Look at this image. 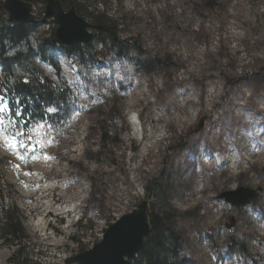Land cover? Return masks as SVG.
<instances>
[{
  "label": "rangeland",
  "instance_id": "rangeland-1",
  "mask_svg": "<svg viewBox=\"0 0 264 264\" xmlns=\"http://www.w3.org/2000/svg\"><path fill=\"white\" fill-rule=\"evenodd\" d=\"M74 6L91 26L95 17L109 20L116 43L134 50L122 59L109 51L110 43L103 47L94 38L90 43L104 62L82 68L59 48L52 51L74 93L72 113L79 115L73 119L71 113L52 132L55 143L44 152L53 159L40 155L19 173L14 167L19 161L0 136V203L21 212L28 237L22 253L17 247L0 249V264H74V257L93 249L110 225L143 201L155 213L170 210L186 264H264V158L246 152L242 164L224 165L216 158L212 167L208 159L203 165L217 175L206 176L199 195L196 188L205 177L195 175L204 160L203 140L218 138L211 125L217 118L221 131H229L230 146L242 132L255 146L264 112L252 116L246 132L231 120L252 114L261 102L264 0H76ZM48 25L40 26L39 38L54 33L55 26ZM89 32L98 36L97 29ZM153 60L158 65L149 64ZM42 63L36 61L41 73L55 80L54 70ZM246 88L254 96L243 111H234L232 94ZM238 97L234 102L243 104L244 93ZM132 119L141 125L143 140ZM246 190H259L257 200L236 209L230 201ZM70 203L73 213H67Z\"/></svg>",
  "mask_w": 264,
  "mask_h": 264
},
{
  "label": "trees",
  "instance_id": "trees-1",
  "mask_svg": "<svg viewBox=\"0 0 264 264\" xmlns=\"http://www.w3.org/2000/svg\"><path fill=\"white\" fill-rule=\"evenodd\" d=\"M0 0V95L5 96L14 107L15 101L24 99L25 104L20 105L24 110V117L30 119V115L36 121L44 115L42 109L48 106L58 107L59 111L50 114L47 119L56 127L52 132L61 130L70 117L74 106L75 97L60 72L55 54L52 51L56 45L53 33L48 39L39 38L40 26L36 24H18L8 26L2 10ZM63 7L74 6L76 0H59ZM46 0H30L38 13L43 11ZM95 17L93 28L97 29L98 36L94 42H99L103 47L110 43V52L119 58H129L133 48L129 43L118 44L113 37L116 30L111 27V22L106 18ZM35 37V39H33ZM37 42L33 46L32 41ZM93 44H74L60 49L68 56L73 55L82 67L97 65L104 61ZM50 53H49V52ZM35 53V55H33ZM139 60V57L136 58ZM36 61L50 65L55 71V80H50L38 69ZM153 60L151 65H158ZM143 67V64L135 65ZM29 83L25 84L24 81ZM11 115V113H9ZM126 131V129H125ZM108 133V131H107ZM162 187L157 188L158 193ZM169 209H160L159 212L149 211L150 232L145 238L142 249L131 264H185L181 257L182 239L171 228ZM23 216L14 206L10 208L0 203V249L18 248V252L24 250V243L28 240L22 225ZM250 264H257L250 261Z\"/></svg>",
  "mask_w": 264,
  "mask_h": 264
},
{
  "label": "water",
  "instance_id": "water-1",
  "mask_svg": "<svg viewBox=\"0 0 264 264\" xmlns=\"http://www.w3.org/2000/svg\"><path fill=\"white\" fill-rule=\"evenodd\" d=\"M2 10L7 16L6 24L8 26L37 23L32 13V4L29 2L4 0ZM39 23L41 25L49 23L55 26V42L62 46L87 45L94 38V35L89 32L92 26L79 16L76 7L70 6L65 10L59 0H46L43 17ZM201 128L202 122H200L197 130ZM238 193L242 194L243 197L239 200L230 201L237 209L254 202L258 195V192L251 190ZM148 210L149 203L143 201L136 209L121 216L106 229L99 244L74 257L73 263L130 264L138 256L145 238L150 232ZM230 221L233 222V218Z\"/></svg>",
  "mask_w": 264,
  "mask_h": 264
},
{
  "label": "snow or ice",
  "instance_id": "snow-or-ice-1",
  "mask_svg": "<svg viewBox=\"0 0 264 264\" xmlns=\"http://www.w3.org/2000/svg\"><path fill=\"white\" fill-rule=\"evenodd\" d=\"M125 71H129V69L125 68ZM95 75L98 76L101 73H96ZM77 82V80H73L70 83ZM24 83L28 84L29 81L25 80ZM25 103L24 99H18L15 101L16 106L14 107L5 96L0 95V136L5 137L4 146L19 161V163L14 165L18 173L21 171V165H26L29 160L36 161L40 155H43L45 160L53 159V157L48 156L44 152L46 148L55 143L52 131L56 126L49 123L47 117L59 111L58 107L48 106L42 109L44 115L41 116L39 121H36L31 114H29L31 118L26 119L24 110L20 107V105ZM78 115V112L72 113V118L74 119ZM23 174L25 176L36 175L32 172H24ZM25 186L27 187V185Z\"/></svg>",
  "mask_w": 264,
  "mask_h": 264
},
{
  "label": "bare ground",
  "instance_id": "bare-ground-1",
  "mask_svg": "<svg viewBox=\"0 0 264 264\" xmlns=\"http://www.w3.org/2000/svg\"><path fill=\"white\" fill-rule=\"evenodd\" d=\"M232 26H233V24H232ZM208 29H210V28L208 27ZM224 32H229V30L225 29ZM229 34H230V32H229ZM233 34H236V32H233L231 36H234ZM232 38L233 37H231V40H232ZM188 58H190V57H188ZM48 66H50V65H48ZM213 93H215V91L214 92H211V91L207 92L208 97L211 96ZM242 93H244V99H245L243 104H239V103L234 102V101H236L237 98L239 99L238 95L239 94L242 95ZM213 96L214 95L211 96L212 100H213ZM250 96H254V93H252L250 90H248V88H246L244 91H240L239 93L236 92L235 94H232L231 99H230L232 101L230 103L233 105V107H235L234 111L235 110H238L239 112L243 111V109L247 107V106H245V104H246V101H249ZM258 96L260 97L261 102L256 103V105L254 106V108L252 110L253 111L252 114H247V113H242L241 115L238 114V116H235V118L233 117V119L231 120V121H234L233 122L234 125L240 126L239 129L245 130L246 127L248 128V125H249L248 121H250L252 116L254 114L264 112V102H263L264 101V91H263V93H260ZM241 98L239 100H241ZM239 119H241V123L238 121ZM257 122H262V121L257 120ZM211 125H212V128L214 127V130H216L218 132V138L217 139H211L210 138L207 141L203 140V142H205V144L204 145L202 144V146L200 148L201 156L204 160L201 161L200 163H198V165H197L198 168H196V170H195V175H203L205 177V179L203 181H201L200 185H198V187L196 188V194L197 195H199L202 188H205V184L207 183V177L206 176L208 175L209 177H213L214 175H217V173L214 172V169L210 168V167H212V164L214 163V159L219 158V161L220 162L222 161L223 164L225 165L226 163H232V161L242 164V162L244 161V156H246L247 153L252 157L257 156V157L264 158V128H263L264 122L261 125V127L256 128L257 140L255 141V146L250 144L251 140H252L250 138L251 136L249 137L247 134H244V132H242L241 134L239 133L240 135L237 133L238 137L235 139V142L236 143L238 142V144H235V146L234 145L230 146L228 144L227 140H225V139H228L227 137L229 136V134H228L229 131H227V130H225L223 132L221 131V128L224 126V124L221 122V119L217 118L215 121H212ZM226 125H227V127H229L231 125V122L229 121ZM138 129L142 130L141 125H138ZM245 132H246V130H245ZM255 147H257V149ZM253 149H256L257 151H255ZM238 150L243 152L244 155L238 154V152H237ZM209 152H214V155L211 158H210V155H208ZM208 159H210V163H211L210 167L203 165V163L206 162ZM251 166H253V165L251 164ZM77 196L78 195H76V197ZM196 204L198 205V202H196ZM74 207L72 208V203H70V205H67L66 206V209L68 208L67 213H73L75 211ZM2 258L3 257L0 258V261L2 260Z\"/></svg>",
  "mask_w": 264,
  "mask_h": 264
}]
</instances>
